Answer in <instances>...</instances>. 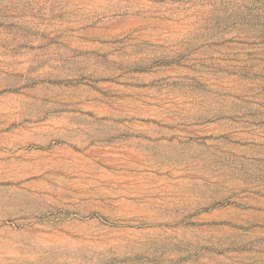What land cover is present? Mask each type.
<instances>
[{"label": "rangeland", "instance_id": "obj_1", "mask_svg": "<svg viewBox=\"0 0 264 264\" xmlns=\"http://www.w3.org/2000/svg\"><path fill=\"white\" fill-rule=\"evenodd\" d=\"M0 264H264V0H0Z\"/></svg>", "mask_w": 264, "mask_h": 264}]
</instances>
